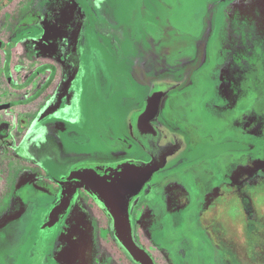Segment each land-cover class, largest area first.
<instances>
[{"label": "flooded vegetation", "instance_id": "obj_1", "mask_svg": "<svg viewBox=\"0 0 264 264\" xmlns=\"http://www.w3.org/2000/svg\"><path fill=\"white\" fill-rule=\"evenodd\" d=\"M210 1V9L199 25L201 31L197 36L193 35L189 50L183 55L176 52L180 57L176 65L179 70L166 63L172 50L170 44L162 45L159 51L152 44L136 56L131 67L130 79L136 84L146 85L148 89L142 103L135 108L143 105L154 81L179 82L176 88L165 94L158 116L153 120L154 124L168 130L171 143L180 137L185 144L165 165L172 159H179L182 152H188L191 149L188 143L192 142L188 131L173 126L171 120L164 117L165 107H173V103L168 105L167 102L172 100V94L181 93L184 99L192 84V75L207 63L210 45L214 39L218 40L220 11H224L222 15L226 21L233 15L239 20L245 17L241 9L245 0ZM88 2L0 0V264H26L24 255L29 242L41 243L44 258L55 264H141L114 236L113 218L102 203L80 186L77 179L67 178L69 172L78 166L128 159L121 150L114 153L110 161L88 162L91 151L80 148L73 141L75 129H83L78 122L74 124V62L78 59L77 48L83 43L86 33L89 35L91 32V37L94 36L90 28L93 9ZM229 25L224 24V27ZM164 38L170 40V35L167 33ZM168 42L174 44L173 39ZM231 52L234 53L233 50ZM238 72L233 68L229 70L231 75L217 82L220 87L215 85L213 97L222 100L224 107H230L232 102L229 104V97L244 96V105H247V116H244L248 121L244 120L243 127L247 128L248 135L259 131L260 136L249 135L245 139L248 143L246 151H243L245 162L236 165L226 180L218 182V176L214 179V184L206 191L198 207L201 211L197 219L202 235L209 239L208 246L214 254L215 264H264V197L262 200L261 195H257L258 190L264 189V161L258 159L257 167L255 160L249 162V157L260 158L259 154H262L259 148L264 143V80L260 82L259 79L255 83L252 74ZM173 108L176 110L175 106ZM133 109L127 113L125 120V140L130 141L129 148L134 143L138 144L128 128V115ZM173 110H170L172 115L175 113ZM204 111V115L202 113L198 117L195 114L194 118L187 116L189 112H176L182 114L184 121L197 118L198 124L202 123L198 126L200 132L208 122L217 120L224 127L230 124L229 115L223 114L222 110H219L220 113L209 108ZM203 134H200L202 139L206 138V132ZM211 134L215 138L214 127ZM250 138L253 141H249ZM257 138L259 143L255 146L253 143ZM86 140L81 142L82 146H86L83 144ZM146 154L147 158L143 160L147 161L150 155ZM211 182L208 179L205 186ZM143 189L129 209L132 236L149 254L153 264H157L152 250L141 240L143 232H151L152 235L160 232L155 227L156 218L139 205ZM168 189L165 202L167 209L173 213L169 229L178 231L181 223L186 221L184 212L190 208L192 201L188 199V193L187 197L186 192L177 189L176 185ZM65 198L67 202L61 208ZM41 201L47 206L46 212L40 217L37 233L26 241L29 236L16 223ZM231 201L240 214L235 230L230 224H221L220 210L229 206ZM94 207L102 210L103 217H86V225L81 226L85 211L90 213ZM188 223L194 230L196 222L189 220ZM9 242L11 247L5 251L3 245ZM12 256L16 259L11 261Z\"/></svg>", "mask_w": 264, "mask_h": 264}, {"label": "rangeland", "instance_id": "obj_2", "mask_svg": "<svg viewBox=\"0 0 264 264\" xmlns=\"http://www.w3.org/2000/svg\"><path fill=\"white\" fill-rule=\"evenodd\" d=\"M210 3V0H89L88 4L93 9L90 28L94 36L91 37V32L89 35L86 33L83 43L77 48L78 59L74 62L76 74L74 73L73 80V109L76 115L74 124L78 122L80 127L83 125L82 130L79 125L76 126L78 128L74 131L73 141L80 148L85 147L91 151L88 162L110 161L115 156L113 154L121 150L128 159L147 158L146 152L138 144L134 143L129 148L130 141L125 140L126 115L142 103L148 91L146 85L136 84L130 79L134 59L152 47V44L156 51L162 45L170 44L172 50L166 63L177 70L180 57L176 52L183 55L189 50L193 35L197 36L201 31L199 25L210 9ZM241 9L244 10L245 17L240 20L233 15L226 21L222 15L224 11H220L218 40L214 39L210 45L207 63L192 75V84L184 99L180 96L181 93L171 95L172 100L167 104L173 103L176 110L172 106L170 109L166 106L163 112L173 126L188 131L192 142H195L188 143L191 149L178 155L179 159H172L154 173L145 184L140 197L139 205L144 206L147 212L150 211V216L157 220L155 227L160 229L155 235L151 232L141 234L142 242L152 250L157 264H215L214 254L208 246L209 239L202 235L198 226L197 217L201 211L198 207L217 176V181L222 182L236 165L245 162L246 154L243 151H246L248 144L246 138L249 135L260 136L259 131L248 135L247 128L243 127L244 120L248 121L245 117L247 105H244V96L229 97V104L232 102L230 107H224L222 100L213 97V89L217 87L215 85H218V81L220 83L226 80L231 75L229 70L232 68L239 70L240 74H252L255 83L259 79L260 82L264 80V0H245ZM224 24H230V27H224ZM167 33L170 40L164 38ZM171 39L173 45L168 42ZM206 108L215 113L222 110L223 114L229 115L230 124L224 127L217 120L208 122L205 123L203 132H200L198 126L202 123L198 124L197 118L184 121L182 114L178 113L189 112L187 116L190 118H194L195 114L200 117L202 113L204 115ZM170 110L175 111L174 115ZM210 124L215 129V138L211 136L213 127ZM205 132L206 138H200V134L205 135ZM85 138L87 140L83 144L86 146H82L81 142ZM249 141L253 139L250 138ZM258 143L257 138L253 144L256 146ZM262 145L259 148L262 153L259 154L260 158L249 157V162L256 161V167L258 159L264 161V143ZM212 155H215L214 159L211 158ZM198 168L202 170L198 172ZM208 179L212 182L206 187ZM171 185L183 189L192 201L190 208L184 212L186 221L181 223L182 227L180 230L178 227V231L169 229L173 213L167 209L165 195ZM257 193L263 200L264 189ZM46 209L44 201H41L32 206L26 216L16 223L29 236L26 241L37 233L40 217ZM103 215L101 209L94 207L90 213L85 211L80 225H86V217ZM220 216L223 218L221 224H230L235 230L240 214L233 201L220 210ZM187 220L196 222L194 230H191ZM238 230L241 232V229ZM187 238L194 242L191 239L187 241ZM3 246L8 251L11 243ZM12 258L13 256L11 261L16 259ZM24 258L26 264H55L44 258L41 243H26Z\"/></svg>", "mask_w": 264, "mask_h": 264}, {"label": "water", "instance_id": "obj_3", "mask_svg": "<svg viewBox=\"0 0 264 264\" xmlns=\"http://www.w3.org/2000/svg\"><path fill=\"white\" fill-rule=\"evenodd\" d=\"M178 85L179 82L172 80L154 81L143 105L128 115L130 135L150 155L149 160L127 159L115 163L78 166L67 176L69 179H77L80 186H84L102 203L113 218L114 236L130 256L141 264H153V261L133 239L129 209L153 174L185 146L180 137L171 143L168 130L153 123L165 94ZM66 202L67 198L60 204L61 208Z\"/></svg>", "mask_w": 264, "mask_h": 264}]
</instances>
